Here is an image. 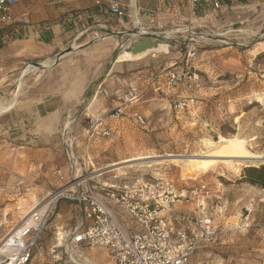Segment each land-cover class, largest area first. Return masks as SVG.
<instances>
[{"label": "rangeland", "instance_id": "374dc122", "mask_svg": "<svg viewBox=\"0 0 264 264\" xmlns=\"http://www.w3.org/2000/svg\"><path fill=\"white\" fill-rule=\"evenodd\" d=\"M145 30L135 28L115 34L118 38L103 46V50L100 46L89 49L90 44L73 41L64 50L49 56L56 60L59 54L73 48L54 64L35 66L46 58L23 64L14 76L0 71V75L3 74L0 76V104L13 102L12 105L20 97H43L78 80L88 83L93 80L92 88L103 83L115 89L129 87L133 81L156 80L159 74L167 73L170 77L171 72L177 71L197 73L200 79L193 90L174 82L176 91L167 96L161 93L157 99H149L154 94L150 85L138 106L129 102L120 118L109 116L119 123L115 127L107 124L111 129V134L107 135L109 143L96 158H84L75 151L74 168L68 174L60 164L51 165L50 174L45 177V181H51V187L37 202L52 193L62 191L64 194L48 219L49 223L61 213L60 236L65 239L60 251L61 264H117L104 248L71 243L68 235L81 223L82 210L79 203L66 194L71 188L82 190L85 184L111 174H96L97 169L108 171L120 164L135 165V162L122 163V159L149 155H156L151 156L150 161L158 165L152 168H159L176 183L203 181L214 189L216 186L228 188L223 197L227 208L222 213L213 210L220 235L213 242L199 244L192 255L193 264H264V202L254 197L244 205L245 192L238 189L248 184L264 190L243 178L246 167L261 166L264 162L247 164L232 156L241 149L253 155H264V0H252L214 15L174 13L169 23ZM134 32L163 36L167 46L138 59L120 56L131 52L134 42L141 38ZM64 62L69 65L63 67ZM117 63L124 66L122 72L114 68ZM29 65L35 69L26 72ZM183 98L188 99V105L176 110L174 103ZM133 110H141L146 115L145 126L133 122L130 116ZM7 111L0 110V117ZM85 126L82 124L80 128H85L82 137L87 142L96 133L92 136V132H88L90 122ZM169 155L174 160H170ZM205 157L211 161L204 167L194 165V161ZM154 159L157 162H153ZM151 162L136 167L146 168L144 165ZM57 170H61L62 175H58ZM250 203L249 212L246 207ZM214 205L217 209L216 201Z\"/></svg>", "mask_w": 264, "mask_h": 264}, {"label": "crops", "instance_id": "0c3cea01", "mask_svg": "<svg viewBox=\"0 0 264 264\" xmlns=\"http://www.w3.org/2000/svg\"><path fill=\"white\" fill-rule=\"evenodd\" d=\"M246 1L230 0L228 3L242 5ZM11 11L14 15H24L29 23L22 25L19 33H15V26L0 31V71L4 70L8 76H14L15 71L27 62L48 58L42 62L43 66L49 62L54 64L55 58L49 56L64 50L73 41L81 45L90 44L89 49L100 46L103 50V46L118 38L115 34L135 28H160L170 22L174 13L190 14L185 3L172 7L168 0H142L135 9L128 8L122 16L113 15L106 4H97L93 0H19ZM69 64L64 62L63 67ZM115 67L119 72L124 69L119 63ZM33 69L35 66L29 65L25 71ZM156 78L150 82L145 80L147 84L133 81L129 87L115 89L103 83L92 88L93 80L89 83L78 80L66 83L58 92L43 97H20L14 105L13 102L0 104L1 111H10L0 117V136H3L0 139V242L18 225L23 214L28 213L29 208L50 189L51 181H45V177L50 174L52 164H60L68 174L74 168L75 151L80 152L81 157L92 160L98 152L107 148L109 137L99 131L86 142L82 135L85 128H80L82 124L88 126L92 117H103L105 125L118 126L119 121L110 119L109 112L121 103L122 97L131 88L137 89V96L132 101V105L137 106L150 85L154 94L149 99L176 91L167 73ZM104 89L108 95L104 94ZM82 98H87V101L84 99L81 102ZM151 163L144 165L146 168H138L137 164H120L108 171L97 169L96 174H111L90 183L96 195L107 203L111 213L129 230L132 228L127 211L113 197L123 182L139 177H164L174 182L159 168H152L158 164ZM174 183L182 186L193 182ZM238 189L245 192L244 205L254 197L264 202V190L248 184L238 186ZM225 190L228 188H212L214 201L218 204L216 213H222L227 208V200L223 201ZM194 212L198 216L200 211L192 204L175 206L169 213L179 226L192 231L196 228L194 219H197ZM60 216L61 213H57V217L45 226L39 241L44 251L37 252L35 249L36 258L32 262H51L49 249L55 244L62 228ZM83 223L82 211L81 223L75 226V230L83 228Z\"/></svg>", "mask_w": 264, "mask_h": 264}, {"label": "built area", "instance_id": "2783aa9c", "mask_svg": "<svg viewBox=\"0 0 264 264\" xmlns=\"http://www.w3.org/2000/svg\"><path fill=\"white\" fill-rule=\"evenodd\" d=\"M19 0H0V31L15 26V33L21 31V26L28 24L24 15H14L12 6ZM65 1V0H64ZM97 4H106L113 15L122 16L128 8H136L142 0H93ZM230 0H168L172 7L185 3L192 15L198 8L207 10L214 15L218 11H228L238 4H229ZM247 0L246 2H251ZM206 13V14H207ZM98 34H95L97 37ZM173 82L183 83L189 90L195 89L200 79L197 73L171 72ZM108 95L107 90H103ZM137 96V89L131 88L123 97L121 103L113 107L109 115L120 118L129 102ZM188 105V99L183 98L174 103V108L183 109ZM132 120L140 126L147 124L146 117L138 110L130 114ZM103 117H92L88 132L94 135L97 131L110 135L111 129L104 124ZM58 175L61 170H57ZM66 196L77 201L82 206L84 214L83 228L76 229L68 235L71 243L90 248H104L110 252L117 264H192L191 257L202 242H213L220 235V229L214 221V193L209 184L200 181L185 185H176L164 177H139L127 179L113 194L115 201L123 205L129 216L131 230L126 228L111 213L107 203L100 199L92 186L87 183L82 190L67 191ZM64 194H51L46 199L37 202L30 210L29 217L21 220V226L12 230L2 239L7 250L0 255V264H39L32 262L34 250L44 251L39 244L42 232L48 219ZM213 200V201H211ZM195 205L199 212L196 228L192 231L179 226L170 215L175 206ZM252 203L246 207L251 211ZM19 224V223H18ZM62 240L60 233L56 242L49 249L51 262L61 264Z\"/></svg>", "mask_w": 264, "mask_h": 264}, {"label": "bare ground", "instance_id": "6f19581e", "mask_svg": "<svg viewBox=\"0 0 264 264\" xmlns=\"http://www.w3.org/2000/svg\"><path fill=\"white\" fill-rule=\"evenodd\" d=\"M166 46H167L166 42H161L157 48H151V49H148L146 51H143V52H140V53H136V54H133L131 52H126V53H124L123 55H120V56H124V57L128 56L130 59H138V58H141V57H143V56H145V55H147L149 53L156 52V51L161 50V49H165ZM169 156H170V158H169L170 160H174L173 157H171L172 155H169ZM232 156L234 158L238 159V161H245V163H247V164H252L254 162H259V161L260 162L261 161L264 162V155H253V154H250L249 152H247L246 150H242V149L239 150L236 155H232ZM176 157H178V156H176ZM151 158H153V157H151V156H137V157L126 159L122 163H133V162H135L134 164L149 163V162H151L150 161ZM212 159H214V158H212ZM210 161H211L210 159L205 157V158H202L201 160H196V161H194L195 163L194 162L193 163H194V165L199 164V165L204 167L205 164L209 163ZM136 162H138V163H136ZM189 162H191V161H189ZM63 191H65V190H63ZM56 194L62 195V191H59ZM29 212L27 214H25L21 220H26L29 217V214H30ZM21 222L22 221H20L19 224L15 228H13L12 232L14 230H16L18 227L21 226L20 225ZM3 242H0V253H2L4 250H7V246H6V244H3Z\"/></svg>", "mask_w": 264, "mask_h": 264}, {"label": "water", "instance_id": "95a60500", "mask_svg": "<svg viewBox=\"0 0 264 264\" xmlns=\"http://www.w3.org/2000/svg\"><path fill=\"white\" fill-rule=\"evenodd\" d=\"M134 33H136L137 35H140L141 38L139 40H137L136 42H134V44L131 48V52L133 54L140 53V52L146 51V50L151 49V48H157L159 46V44L161 42H163V40L165 39V37L159 36V35L143 34L141 32H134ZM72 50H73V48H69L66 51H64L63 53L59 54L57 56L55 62H57L60 59V57L62 55H64L66 52H70ZM35 66L41 67L43 65L37 63V64H35Z\"/></svg>", "mask_w": 264, "mask_h": 264}, {"label": "trees", "instance_id": "16d2710c", "mask_svg": "<svg viewBox=\"0 0 264 264\" xmlns=\"http://www.w3.org/2000/svg\"><path fill=\"white\" fill-rule=\"evenodd\" d=\"M197 13L206 14L207 10L202 8H198ZM245 181L264 188V165L261 166H251L246 167L244 169V177Z\"/></svg>", "mask_w": 264, "mask_h": 264}]
</instances>
